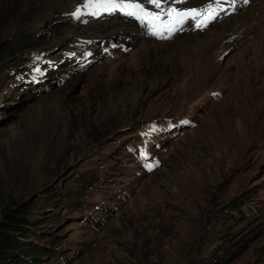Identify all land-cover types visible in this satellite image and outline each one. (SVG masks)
Returning a JSON list of instances; mask_svg holds the SVG:
<instances>
[{
  "label": "rangeland",
  "instance_id": "374dc122",
  "mask_svg": "<svg viewBox=\"0 0 264 264\" xmlns=\"http://www.w3.org/2000/svg\"><path fill=\"white\" fill-rule=\"evenodd\" d=\"M72 1L78 0H0V94L9 78L1 70L23 63L24 52L62 49L79 36L94 40L96 53L104 39L119 43L113 58L103 55L62 83L48 82L51 89L39 96L14 100L16 93L4 92L0 205H31L30 227L18 244L24 254L8 264H28L21 256L54 264L40 244L73 249L69 264H264V0L166 41L142 36L123 19L136 39L113 34L112 26L98 35V24L73 25L62 15ZM237 21V33L209 50L185 38L220 35ZM21 40L27 49L10 57ZM147 41L154 44L143 48ZM42 100L46 130L24 141L36 119L25 108ZM247 100L251 107L241 112ZM231 105L236 111L225 112ZM182 115L193 125L165 143L161 164L141 177L127 172L131 163L116 149L117 139L141 123ZM241 120L250 123L247 139L236 132ZM117 190L126 196L102 224L74 230L73 216L91 203H112Z\"/></svg>",
  "mask_w": 264,
  "mask_h": 264
},
{
  "label": "snow or ice",
  "instance_id": "6c2138e0",
  "mask_svg": "<svg viewBox=\"0 0 264 264\" xmlns=\"http://www.w3.org/2000/svg\"><path fill=\"white\" fill-rule=\"evenodd\" d=\"M185 2L186 0H84L82 7L88 10L95 9L99 5H111L112 8L120 9L124 11L126 15L141 22L142 26L149 30L150 35H158L159 37L163 36L162 30L152 31V29L156 27L157 21L166 25L168 20L174 19V17H180L181 23L184 22V18H187L194 20L198 28H200L202 24L206 27L207 24L214 21L221 12L226 11L224 7L225 4H235V0H210L209 3L201 8L190 7L182 9L177 7V5ZM243 3L248 4L249 0H243ZM104 10L111 11L108 7H105ZM72 15L80 19L82 15L95 16L97 12H82L81 8H77ZM175 30L178 29L173 27L172 31ZM172 31H169V36L172 34ZM141 155L146 156V153L142 152Z\"/></svg>",
  "mask_w": 264,
  "mask_h": 264
},
{
  "label": "bare ground",
  "instance_id": "6f19581e",
  "mask_svg": "<svg viewBox=\"0 0 264 264\" xmlns=\"http://www.w3.org/2000/svg\"><path fill=\"white\" fill-rule=\"evenodd\" d=\"M207 1H210V0H202V1H199L197 5H200L201 6L204 3H206ZM263 8H264V4H263V1H261L259 9L263 10ZM237 9H238V7H236V9H235L234 12H236ZM239 17L241 18V15H239ZM120 19L125 20L126 18H122L121 17ZM94 24H98L97 28H100L97 31L98 35H101L102 34L101 31L104 28H108L109 26H112L113 27V34H118L120 36L123 35V37H130L131 39H136L139 36V34H134L135 32L130 31V28L131 27H130L129 24L123 25L122 24V20H119L118 18L116 20L112 21V22L110 20H106V21L95 22ZM102 25H104V26H102ZM239 25H240L239 24V21H237V22H235V24L233 25L232 28H230V26H229V28H226L225 27L224 29H222L223 31L220 33V35L215 34V35H209V36H206V37L203 36L204 38L200 39L199 38V35L196 34V35H194L195 37L192 36V35H190V36H187L185 38H188V37L191 38V40H193L192 41V45H194L195 47L196 46H201V45L204 46L205 45V46L208 47V50H209V49H212L213 42L216 41L218 38L223 37V36H228V35H234V34H236L237 33V29L239 28ZM235 29H236V31H234ZM127 33H130V34H127ZM68 35L72 36L73 34L71 35V32H70ZM184 36L181 37V40L183 42H186L187 39H185ZM152 43H153L152 41H147V42H143L141 44H142V47L145 48V47H152V45L154 44V43L153 44ZM55 85H57V84H55ZM50 89H51V85H50ZM50 89H48V90H50ZM42 93H45V92H42ZM42 93H40L39 95H41ZM39 95H36V96H39ZM58 95H59V93L55 92V94L52 95V98L51 99L52 100L55 99ZM245 97H247V94H245ZM44 104H45L44 103V100H42V101H37L34 105H31L30 104V105L26 106L25 111L27 113H31V112L32 113H35L36 114V119L30 121L28 130H27V137L26 136L24 137V141H26V138H28V140L33 143L35 141V139L37 137H39L40 135H42L43 131L46 130L45 129L46 128V125L44 123L45 113H43V112H46V109L43 108V105ZM253 105H254V103H253ZM247 106L248 107H251V103L248 100L244 102V104L242 106V109H241L242 110L241 112H247V110H246V107ZM235 111H236V107L234 108L231 105L230 109H228V111H225V112H235ZM261 111H263V109L259 108L258 109V112H261ZM241 121H242L241 122L242 123V128L238 129V131H236V132L240 136H242L243 138L247 139L248 138V133L250 131V123L248 121H244V120H241ZM14 132L19 134L18 135V139H21L22 138V136H20L21 134H20L19 131H14ZM22 140H23V138H22ZM233 142H235V141H233Z\"/></svg>",
  "mask_w": 264,
  "mask_h": 264
},
{
  "label": "trees",
  "instance_id": "16d2710c",
  "mask_svg": "<svg viewBox=\"0 0 264 264\" xmlns=\"http://www.w3.org/2000/svg\"><path fill=\"white\" fill-rule=\"evenodd\" d=\"M21 45L19 50H17L10 57H14L15 55L22 53L27 49L24 40H21ZM100 140V139H99ZM98 140V141H99ZM83 183V180L79 183ZM83 188L81 186L75 188V194L81 192ZM87 190V189H86ZM6 208L1 207L0 205V264H8L13 262L14 258H18V256L23 255L24 253L18 249L19 242L24 243L23 234L27 231V227L29 226V221L27 219L28 213L30 212L31 205L29 203H21L17 204L14 207ZM15 236L18 240L13 238ZM47 252V250H43ZM43 253V252H42ZM27 254H34L27 253ZM22 260L25 262L26 257H22Z\"/></svg>",
  "mask_w": 264,
  "mask_h": 264
},
{
  "label": "clouds",
  "instance_id": "9594fccd",
  "mask_svg": "<svg viewBox=\"0 0 264 264\" xmlns=\"http://www.w3.org/2000/svg\"><path fill=\"white\" fill-rule=\"evenodd\" d=\"M27 229H28V227H27ZM26 232V231H25Z\"/></svg>",
  "mask_w": 264,
  "mask_h": 264
}]
</instances>
